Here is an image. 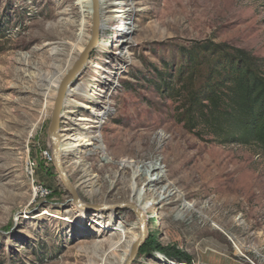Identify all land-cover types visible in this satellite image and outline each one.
I'll return each instance as SVG.
<instances>
[{
  "label": "rangeland",
  "instance_id": "1",
  "mask_svg": "<svg viewBox=\"0 0 264 264\" xmlns=\"http://www.w3.org/2000/svg\"><path fill=\"white\" fill-rule=\"evenodd\" d=\"M123 3L115 8L118 14H105L103 38L62 106L58 134L69 129L70 116L92 113L83 108L91 94L93 113L106 112L90 129L97 141L84 148L81 165L67 167L71 185L89 205H128L125 180L133 170L123 169L121 161L141 171L155 164L170 174L159 187L172 184L173 200L179 201L154 202L149 234L132 264H264V149L223 145L205 131L196 130L197 137L177 115L183 103L180 74L193 55L209 59L214 45L247 53L264 75V0ZM83 11L79 0H0V264H103L112 260L104 245L115 236L112 229L130 232L136 217L129 209L96 211L114 215L107 226L91 221L95 210L85 211L87 220L77 228L70 195L53 164L42 159V152L51 153L48 128L56 97L46 108V86L36 84L33 69L47 75L64 65ZM86 34L91 28L84 25ZM56 45L62 49L54 58ZM76 86L78 93L70 94ZM197 151L204 159L201 175L193 169ZM78 154L69 153L65 167ZM91 181L97 193L89 198L88 188H81ZM34 185L51 194L34 195Z\"/></svg>",
  "mask_w": 264,
  "mask_h": 264
},
{
  "label": "bare ground",
  "instance_id": "2",
  "mask_svg": "<svg viewBox=\"0 0 264 264\" xmlns=\"http://www.w3.org/2000/svg\"><path fill=\"white\" fill-rule=\"evenodd\" d=\"M81 8L84 9L83 11V18L81 20L80 24V33L77 35L76 41H74V44L71 45V52L74 56L69 55L67 61L64 63V65H54L52 72L47 75H44L43 72L40 73V71L37 68H34V77L36 80V84L38 83H44L42 86H46V89H44L46 92L44 93L45 97L48 98L50 101L46 103V108L51 107L53 105V100L56 97V93L59 89V86L61 84V81L67 74L72 66L74 65L78 55L83 51L84 45L87 44L89 40V35L87 36L83 35V27L86 25L89 29L92 25V2L91 0H79ZM99 4L98 8V14H99V28H98V40L96 47L99 45V39L103 38V34L106 29V21H105V14H118L119 11L115 10L116 7H120L123 5V1L126 0H97ZM114 7V8H111ZM111 8V9H110ZM106 9V10H105ZM110 9V10H107ZM126 12H130L126 9ZM109 20V19H107ZM82 25V26H81ZM103 43V42H102ZM100 43V45L102 44ZM61 45V44H60ZM56 45L51 50L52 57H56L59 54V49H62L63 44ZM117 53H115L113 56L115 57ZM24 58V57H23ZM26 60V59H25ZM28 60V59H27ZM23 60H19V65L24 63ZM30 64V63H29ZM54 64V63H53ZM37 66V65H36ZM32 72V71H31ZM107 73H109L108 77L111 76V70L108 68L106 70ZM33 73V72H32ZM31 73V74H32ZM47 73V72H46ZM106 81V80H105ZM108 83V82H107ZM40 84V85H41ZM79 86L73 87L72 90H70V94L78 93ZM89 101L90 103L83 107L84 109L92 111V113H88L87 115L79 116L78 118H73L70 116L68 119V126L69 129H65L59 132H57V138L59 142V149H60V161L61 163L64 162L65 157L73 152H80V154L76 155L71 159V162L65 167V170L67 171V167L75 169L76 167H79L81 163L83 162V157L81 153H84L85 147L88 146H94L95 141H97L96 136L91 137L90 135V129L97 128L101 118L105 116L106 112L104 111V108H101L99 112L95 115L93 113L94 111V98L93 94H91ZM81 96L84 97V94ZM71 103H76V100L72 99ZM106 103V102H105ZM44 108V109H46ZM70 114L73 113V110L69 112ZM48 115V111L45 113ZM129 134L132 135V132L129 131ZM170 138V137H169ZM161 142L168 145L169 139L165 136L160 138ZM174 152L172 151V155ZM195 163L193 165V169L196 174L201 175L202 169L204 167V159L201 155V152L197 151L195 154ZM132 162H128L127 160H122L121 165L123 169H129L131 168L133 170V175L129 178V180H125L127 182V187L129 189V197L128 202L129 205L133 206L136 211L142 216V219L144 221V224L146 226V236H148L149 231V223H150V214L153 211L154 208V202H158V204L169 202V205L175 206L176 202L174 199V194L176 192H173V185L169 184L167 187H159L161 180L166 178L167 176H170L169 172H163L162 169L158 168L155 164L154 165H146L144 164L142 166V171L134 169V167L131 165ZM175 172L179 171V166H177L174 169ZM153 173V174H151ZM148 174L154 177H148ZM92 180V179H91ZM144 181V182H142ZM146 183L144 186L143 191L139 189V187ZM89 186L87 187V185ZM86 187H82L81 190H84L85 188H88V191H85L86 197L92 198L94 197V194L97 193L95 190V182L91 181L89 182ZM77 196L78 192L75 187H73ZM86 190V189H85ZM84 192V191H83ZM216 199L213 200L215 202ZM106 205V204H105ZM212 207H209L208 210L204 211H210ZM72 210L74 212L75 220H79L78 227H83L84 223L86 222L87 218L85 215V210L79 208L75 204L72 205ZM102 211V210H101ZM190 211L188 208L185 210ZM104 213V212H103ZM99 212H93L91 221L93 223H98L99 225H104V223H107V226H111L114 222V215L109 212L107 214H103ZM47 212H44V215H47ZM228 218L231 219V215L228 214ZM160 227H163V224L160 225ZM115 229H112V234L109 237L104 245L108 248V253L110 254V257L112 260L104 259L103 264H124L128 257L130 256L131 249L133 244L138 240L139 238V219L135 217L132 222V228L130 232H127L125 230H122L120 227H114ZM103 245V244H102ZM97 249V248H95ZM99 249V248H98Z\"/></svg>",
  "mask_w": 264,
  "mask_h": 264
},
{
  "label": "trees",
  "instance_id": "3",
  "mask_svg": "<svg viewBox=\"0 0 264 264\" xmlns=\"http://www.w3.org/2000/svg\"><path fill=\"white\" fill-rule=\"evenodd\" d=\"M207 56L190 57L187 70L180 74L184 83L178 122L197 137L196 130L205 131L223 145L264 149V75L254 58L220 45H214Z\"/></svg>",
  "mask_w": 264,
  "mask_h": 264
},
{
  "label": "water",
  "instance_id": "4",
  "mask_svg": "<svg viewBox=\"0 0 264 264\" xmlns=\"http://www.w3.org/2000/svg\"><path fill=\"white\" fill-rule=\"evenodd\" d=\"M92 2V25H91V35L89 37V40L84 47L83 51L78 56V59L75 61L72 68L67 72L63 80L61 81V84L59 86V89L56 93V98L54 100V106L53 111L51 115V120L48 128V135L51 142V155L53 160V166L56 171V174L58 175L62 185L65 187V190L71 197L72 204H75L79 208L85 210V211H99V210H120V209H129L131 210L136 217L139 219V238L138 240L133 244L130 256L126 260L124 264H132L133 260L136 258L141 246L145 242L146 239V226L144 224V221L142 219V216L136 211V209L131 205H116V206H92L85 202H83L79 196H77L73 186L71 185L67 171L65 170L64 162L61 163L60 161V149H59V142L57 138V128H58V122L59 117L61 114L62 106L64 104L65 96L67 94L68 87L72 85L73 80L79 76L83 70V68L86 66L89 56L91 55L93 49H95L97 40H98V26H99V14H98V8L99 4L97 0H91Z\"/></svg>",
  "mask_w": 264,
  "mask_h": 264
},
{
  "label": "built area",
  "instance_id": "5",
  "mask_svg": "<svg viewBox=\"0 0 264 264\" xmlns=\"http://www.w3.org/2000/svg\"><path fill=\"white\" fill-rule=\"evenodd\" d=\"M42 159L47 164H53L52 155L49 151L42 152ZM33 168H34V163H31L29 167L30 174L34 172ZM33 192H34V195L39 196V197H47L48 195L51 194L50 191L45 190L41 185H34Z\"/></svg>",
  "mask_w": 264,
  "mask_h": 264
}]
</instances>
